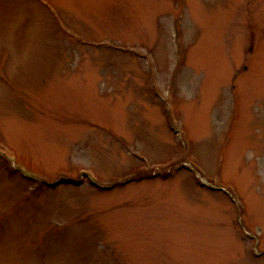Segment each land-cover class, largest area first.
Listing matches in <instances>:
<instances>
[{"label": "rangeland", "instance_id": "obj_1", "mask_svg": "<svg viewBox=\"0 0 264 264\" xmlns=\"http://www.w3.org/2000/svg\"><path fill=\"white\" fill-rule=\"evenodd\" d=\"M0 264H264V0H0Z\"/></svg>", "mask_w": 264, "mask_h": 264}]
</instances>
